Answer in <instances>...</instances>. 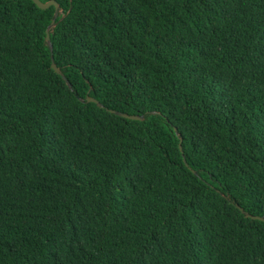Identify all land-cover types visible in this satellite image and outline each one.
<instances>
[{"label":"trees","instance_id":"trees-1","mask_svg":"<svg viewBox=\"0 0 264 264\" xmlns=\"http://www.w3.org/2000/svg\"><path fill=\"white\" fill-rule=\"evenodd\" d=\"M54 1L0 0V264H264V0Z\"/></svg>","mask_w":264,"mask_h":264},{"label":"water","instance_id":"water-1","mask_svg":"<svg viewBox=\"0 0 264 264\" xmlns=\"http://www.w3.org/2000/svg\"><path fill=\"white\" fill-rule=\"evenodd\" d=\"M32 1L41 9H46V8L50 7L51 5H54L55 8L57 9V6H58L56 1H54V0H48L46 2H42L40 0H32ZM55 15H56V12H55ZM53 25H54V20H52V22L50 23L49 27H51ZM45 38H46V41L50 44V37H49L48 31H46V37ZM50 47H51V44H50ZM51 67L53 68V70L56 73L60 74V71H59L58 67L55 65V63L53 62V58L52 57H51ZM66 83L68 84V86H70L68 81H66ZM86 99H87V101H92V102H95V103L99 104V102L95 98L87 97ZM110 111L115 113V114H117V115H119V116H121V117L128 118V119H136V120H142L143 119V116H141V115L127 114V113L119 112V111H115V110H110ZM174 130L177 132L176 128H174ZM179 149H180L181 153L183 154L182 146H181V139L179 141ZM184 162H185V160H184ZM185 164H186V166H188L186 162H185ZM235 205L245 215V217H249V218H253V219H260V220L263 219L262 216L250 214V213L246 212L238 204H235Z\"/></svg>","mask_w":264,"mask_h":264}]
</instances>
